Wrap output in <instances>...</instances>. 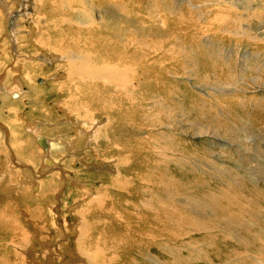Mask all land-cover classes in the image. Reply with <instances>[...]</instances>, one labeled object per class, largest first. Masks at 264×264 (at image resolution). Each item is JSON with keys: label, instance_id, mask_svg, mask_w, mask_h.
I'll return each instance as SVG.
<instances>
[{"label": "rangeland", "instance_id": "rangeland-1", "mask_svg": "<svg viewBox=\"0 0 264 264\" xmlns=\"http://www.w3.org/2000/svg\"><path fill=\"white\" fill-rule=\"evenodd\" d=\"M126 1L125 4L123 0V5L121 4L118 9H115V6H108L101 10L96 4L97 9L94 11L106 22L108 20L111 23L108 30L110 38L116 34L115 39H110L102 33L103 42L116 50L117 55L114 59L118 63L131 65L133 68L129 69L131 74H134L141 84L130 87L129 94L119 88L115 95L114 88H111L109 94L110 96L113 94V103L116 105L114 121H106V116L96 114L95 121H88L86 124L90 129L87 136H82L84 134L79 133L81 130H77L74 125L58 121L60 118L53 120L45 114L36 112L39 118L28 119L31 115L27 116L25 110L35 108L33 101L21 111L17 110V107L24 104L22 98L14 100L9 92L3 95L4 102L0 106V166H3L0 167V212H10L11 216L13 214L15 216L16 212L25 213L26 216L21 214L19 220L25 227L27 225L26 228L32 236H28L25 246L22 242H18L17 246L29 254L31 252L32 255L26 260L18 256L20 253H10L17 250H14L10 243L6 244L5 236L11 235L6 233L5 236L0 234V256L6 257V264L69 263L66 260L62 261L63 257L58 253L55 243L62 237V232L58 228L55 230L53 226L50 232L45 226L48 224H45L43 219L53 222L56 219L62 225L65 224L64 221L76 223L71 224L69 228L67 225L68 229L64 228L69 239L61 245L65 253H73L74 249L79 248L75 244L77 231L86 230L82 223L79 224L85 221L82 220L84 217L90 219V223L98 230L92 236V239L96 240L93 247H101L104 250L102 259L99 257L97 262L111 259V255L115 257L114 248L118 244L116 243L113 248L112 242H114L113 234L116 232L106 229L102 231L104 222L100 217L103 214L100 217L94 216L92 211L95 205L102 203L103 198L92 196L95 197L92 202L85 199L91 198L89 195L92 190H98L100 195H102L101 190H108V202L110 197L116 194L117 190L113 185L116 180L114 173L98 167L96 163V160L103 161L106 157L113 156L118 165H121L119 163L121 161L133 160L134 171L128 170L127 165L123 164L120 169L122 173L131 175L139 171L140 166L145 168L151 185L140 190L146 191L143 195L144 201L150 203L145 207L147 211L143 207L131 211L135 216V227H139L145 219L148 221L147 244L129 248V258L127 257L129 260L126 259V264H264V57H262L264 42L260 41L255 45L254 40L244 41V38H239L244 41L243 49V44L241 45L243 42L221 33L222 27L234 29L237 18L226 19V22L231 20L225 24L226 26L221 24L225 21L210 25L209 21L214 19V14L206 13L209 7L205 12L200 13L198 10L187 12L185 6L182 7L181 4L175 7L170 0ZM162 3L163 6H160ZM14 11L16 17L13 21L16 25L19 18L17 11L23 10ZM48 11L51 10H43L47 14ZM53 13L54 11L48 15L52 16ZM162 20H165V23H162ZM35 22L36 20L31 25L24 23V28H36L38 32L45 28L43 22L40 25ZM13 27L10 31L5 28L3 33L2 28L0 29V63H2L0 72L4 69L8 71L9 65L14 63L11 58L5 64L8 51L3 39L4 36L10 35L7 32H14L15 27ZM66 27L70 28V26ZM37 34L34 35V39H37ZM100 34L101 32H97L96 36ZM51 36L57 38L56 42H59V39H68L63 34H51ZM49 39L45 36L42 42L45 48L51 51L53 40L51 42ZM79 39L83 47L88 46L92 50L97 47L95 39L82 36ZM6 40L11 43L9 39ZM113 41L116 42V46ZM19 42L21 49L29 48L36 55L42 52L39 48L33 47L37 43L30 36L29 38L27 35L20 36ZM66 43L69 44L68 40ZM7 44L9 45L8 42ZM10 46L12 47V43ZM210 47L214 51L209 50ZM228 49L230 50L227 51ZM41 73V70H35V74L32 72L29 75L34 76L35 79L37 76L49 74ZM6 80L9 90L14 82L12 83L8 73ZM26 85L24 81V86ZM73 89L74 87H71V90ZM26 90L27 88H22L21 91L26 95H33V100H36L37 96L32 92L25 93ZM52 98L53 95L48 98L47 103ZM11 106H16V109ZM72 106L75 112L79 113L73 117L81 125L86 114L83 111L78 112L73 104ZM51 108H55V105ZM3 113L8 114V117H3L1 115ZM63 118L70 119L69 115H63ZM38 120L44 122L42 128L44 130L39 133L33 131ZM100 124H106L108 133L114 138L113 142L115 141L116 146L110 152H107L109 144L103 142L101 136L92 137L95 129L101 130ZM119 124L121 126L117 127ZM13 131L18 132L20 138L24 140L21 146L17 144ZM38 134L47 138L58 137L57 149L54 150L55 157L52 155V149L49 154L51 162L56 164L55 160L58 159L59 164L56 165L76 172L75 176L78 178L69 175L67 182H61L57 172L48 173L43 169L42 156L45 154L39 151ZM127 139L130 141L125 144L124 141ZM29 140L34 143L32 148L28 143ZM70 141L75 142L76 146L69 147ZM104 148L101 157L97 156ZM114 149L117 151L113 155ZM76 151L81 153L76 154ZM131 152L134 153L133 156ZM112 164L115 165L113 162ZM35 175L41 179L40 182L33 180ZM119 180L120 183L123 182V179ZM163 180L169 182L164 192L167 190L170 201L178 206L175 209L182 211L181 215L187 217L184 216L185 223L182 224L181 229L203 222L200 219L202 215L206 217L212 212L217 221L220 220L216 223L221 227L227 220L236 221L238 232L228 231L225 227H216L214 222H210V231L195 229L188 235L182 233L183 236H179L178 239L160 234L163 227H167L170 234L179 232L173 219L167 221L162 214L165 204L168 211L171 210L170 202L162 191ZM40 183L46 184L42 186ZM173 186H176L178 193L174 191ZM16 192L20 193L21 198H25L29 193L25 204L19 202L20 198H15ZM64 192L71 193L72 198L68 200L67 193L64 199L59 197ZM39 194L48 196L50 205L55 203L62 215L54 217L53 214L43 211L44 206L39 201L37 205L30 201ZM77 199L79 203L74 205L78 202ZM133 199L135 204L141 206L140 199ZM110 205L112 208L108 207V209L113 212L115 206L112 202ZM34 207H41L40 210L43 212L40 218H37V212L32 214ZM30 220L33 222L39 220L42 226L36 224L38 228H35L36 225L28 223ZM108 220L114 221L111 213ZM1 221L3 220H0V223ZM37 229L39 231H36ZM9 232L13 233L12 230ZM100 232H106V236L113 234L112 237L105 238ZM139 233L134 234L137 241L139 235L144 234L141 231ZM86 234V239L85 236L83 238L85 243L89 239V234ZM119 235L122 237V234ZM69 242L71 246L68 245ZM87 245H84L85 250L88 249ZM44 252L49 255H43ZM96 256L98 257L96 254H91L89 260Z\"/></svg>", "mask_w": 264, "mask_h": 264}, {"label": "bare ground", "instance_id": "bare-ground-1", "mask_svg": "<svg viewBox=\"0 0 264 264\" xmlns=\"http://www.w3.org/2000/svg\"><path fill=\"white\" fill-rule=\"evenodd\" d=\"M170 1H172L170 3L174 4L175 7L179 4H181L182 7L185 6L184 9L187 12L198 10L200 13H202L203 11L205 12V9H207V7H209L210 10L207 9L206 13L211 12L214 14L213 16L214 19L212 21H209L210 25H214V23L218 21H222V22L225 21L224 23H221V22L220 23L222 24V26H226L225 24L227 22H231V20L226 22V19H229V18L231 19L232 17L237 18L235 19L237 23L234 29H230L227 27L226 29H223L222 27L221 33L228 34L229 36L235 37L239 41L243 42L241 43V45L243 44V49L245 46L244 41L254 40V42L256 43L255 45H257V43L260 41L264 42V0H175V1L170 0ZM124 2L126 4L127 1L124 0ZM201 2H203L202 5H201ZM122 3H123V0H0V29L2 28V33L3 31H5V28L7 27L6 24L9 23L10 19H12L9 17L11 15L14 16V12H15L14 10L16 11L18 9L23 10L22 12L17 11V16L19 18L17 20L18 23L15 25L16 28H14V32H7V33H10V35L8 34L4 36L3 38L5 39L6 48L8 51L7 60L5 61V64H7L8 60L11 58L14 60V63L10 64L8 67V71L5 72V73L10 74V79L12 80V83L14 82L12 88L8 90L12 98L16 100L20 97L22 98V101L24 102V104H27V105L29 104L31 105V101H33L34 103L33 107H35L33 109L41 110V112L38 114H41V115L45 114L47 115V117H50L49 119H53V120L60 118L58 121L70 124L72 126L74 125L77 128V130H81L79 133L84 134L82 136H87L86 134L89 128L86 127V124L88 121L90 122L95 121L94 117L96 116V114H103L104 116H106L107 117L106 121H114L116 119L115 118L116 116L115 106L116 105L115 103H113V99H112L113 94H111L112 96H110L109 94V91H112L111 88H114L115 95H117V91L119 90V88L123 89L126 94H129L130 87L132 88L133 85L140 86L141 84L139 83L138 78L134 74H131L129 70V69H133L131 65L118 63L114 59V56L117 55L115 54L117 53L115 52L116 50H114L113 47H108L107 44L103 42L102 33H104L105 35H107V37L110 38V34H109L110 31L108 33V30H109V24L111 23L108 20L106 22L101 15L99 16V14H95L94 11L97 9V5L101 10L108 6L109 7L115 6L116 7L115 9H118ZM157 4H160V3H157ZM77 5L79 6L76 7ZM160 6H163V3ZM24 9L26 10V12H24ZM45 9L51 10V11H48V14L54 11L53 15L50 16L46 12H43V10ZM161 18H163V16H161ZM35 20H36L35 22L36 24L40 25L44 23L45 28L43 30H39V32L36 28L32 29L31 27L32 30L30 28L29 29L24 28V23L27 22L26 25H31ZM161 22L165 23V20H162ZM19 26H22V27H19ZM66 26H70V28H67ZM165 26L166 24L164 25V27ZM176 29H177V26H176ZM8 30L10 31L11 29L8 28ZM97 32H101V34L98 37L96 36ZM35 34H37V39H34ZM51 34H55V35L63 34L64 36L68 37V39H65V38L59 39L58 40L59 42H56L57 38L55 39V37H52ZM76 34H78L79 36ZM26 35H27V38H29L30 36V38H32L33 41L37 43L33 45V47L39 48L42 51L41 54L36 55L32 53L31 50H29V48L21 49V47L19 46L20 36L25 37ZM45 36H47L48 39L50 38L49 40L51 42L53 40V44L51 45L52 46L51 51L50 50L48 51V48H45V44L42 42ZM80 36L85 37L87 39H95L97 42V47H95L94 50L88 48V46L83 47L79 43ZM115 36L116 34L114 36L112 35V38L110 39H115ZM239 38H244V41H242ZM6 39H9L11 41L12 47L10 46L11 43ZM67 40L69 44L66 43ZM7 42L9 43V45L7 44ZM113 44L114 46H116V42L113 41ZM205 46H207V44ZM209 50L214 51V49L213 48L211 49V47ZM229 50L230 49H228L227 51ZM241 52H243V50ZM34 58L36 61H34ZM255 59H253V61ZM244 62L247 64L246 60ZM256 63H257V60H256ZM243 64L244 63L242 62V65ZM248 68L249 66L247 67V69ZM63 69L66 72L62 71ZM35 70H42L43 73L47 72L49 74L47 76H42V77L39 76L36 80H34L33 76H29V74L32 72H34L35 74ZM224 71L222 72L223 74H224ZM244 74L245 72L242 75L244 76ZM226 75H227V72H226ZM24 81L25 82L27 81L26 87L24 86ZM71 87H74V89L71 90ZM22 88H27V90L24 91L25 93L30 92L29 94H31L32 92L34 96L36 95L37 96L36 100L35 99L33 100V95L24 94L21 91ZM51 95H53V98L52 100H50L49 103H47L48 98ZM75 102H77V104H75ZM72 104L74 105L75 108L78 109V112L83 111L86 114V116L83 118L85 119L83 120L84 124L82 123L80 125V122L77 121V119L73 117V115L77 116V114L79 113L75 112L76 110L73 109ZM51 105L52 106L55 105V108H51ZM63 115H69L70 119L63 118ZM43 126H44V122L42 120H38L35 124V128H33V131L36 130L39 133L40 131L44 130L42 129ZM66 126H69V125H66ZM120 126L121 125L119 124L117 127H120ZM100 128L101 130L93 129L94 133L92 137L101 136L103 138V142L105 141V143L109 144L107 152H110L112 148L116 146L114 145L115 141L113 142L114 138L108 133V127L106 124L105 125L100 124ZM13 133H14V138L17 141V144L21 146L24 140L20 138L18 132L13 131ZM41 138H43V143L41 142ZM58 141H59L58 137L47 138V137H44L43 135L38 134L39 151H42V154H45L42 156V162L44 164L43 169H45L46 172L48 173L57 172L59 180L61 182H67V179L70 178L69 175H73L74 177H76L75 175L77 173L73 171H68L64 166L56 165V164H59L58 159L55 160L56 164L52 163L51 157L49 155L51 154V151L53 150L52 155L55 157L54 150L56 151L57 149L56 145L58 144ZM129 141L130 139H127L124 141V143L128 144ZM28 143L30 144V148H32L33 146L32 141L29 140ZM68 144H69V147L71 148L76 146V143L73 141H70ZM117 146L119 147V145ZM103 151H105V148L102 151H100L97 156L101 157V154L103 153ZM116 151L117 149L113 150V155L115 154ZM79 153H81V151L80 152L76 151V154H79ZM130 154H132V156L134 155V153L132 152ZM111 157L113 156L106 157L103 161L96 160V163L98 167H102L104 168V170L109 171V172L112 171L114 173L116 180H114L115 182L113 185L117 190L116 194L110 197V201L108 202L107 201V197L109 195L108 190H101L102 195H100V192L98 190H92L89 195L91 196V198L86 197L85 199L86 201L92 202L93 198H95L92 196H99L103 198L102 203L95 205L92 208V211L94 213V216L97 215L100 217L103 214L100 217L101 218L100 220L104 222L102 231L103 229H106L107 231L112 230L116 232L114 234L111 233L110 236H106L105 234L106 232H100L101 235H104L105 238L112 237L111 236L112 234L114 235V242H112L113 248L116 243L118 244L114 248L115 257L111 255V259H106V260L103 259L97 262L99 257L100 259H102V254L104 250L101 247H96V248L93 247V245L96 244V240L95 238L92 239V236L95 235L98 230L90 223L91 222L90 219L87 220L86 218L83 217L82 220H85V221L79 223V224L82 223L84 227L86 228V230L77 231V234L75 236V244L79 248L74 249L73 253H65L64 248L61 245L64 243L65 240L69 239L68 235L66 234L65 229H68L71 224H76V223L74 222L69 223L68 221H64L65 224L62 225L58 221H56V219H54V222L46 221L45 219H43L45 221V224L46 223L48 224V225H45V224L43 225L47 226L49 229L53 226L55 230L58 228L60 232H62V237L57 239V242H55L57 243L58 253L61 254V257H63L62 261L66 260L70 264H126V259L127 261L129 260L128 259L129 258L128 257L129 248L131 249L132 247L136 245L147 244L146 240H147L149 231L148 232L146 231V226L148 225V221L147 219H145L141 222V225L139 227H135V216L131 211H133V209L135 208L138 209V207H143L146 210L145 207H147L150 204L148 203V201H144L145 197H143V195L146 193V191L144 190L140 191L141 188H145L146 186H151L149 182L150 180L149 178H147L148 174L145 172V168H142V166L139 167V171H137L136 173H132L131 175H129L128 173H122L120 169L123 164L127 165L128 170L134 171L133 160L123 161V162L121 161L119 162L121 163V165H118V163L115 160L116 158L114 157L111 158ZM107 158H111V159L107 160ZM112 162L115 165H113ZM78 163L80 164L81 162L78 160ZM0 167H3V166H0ZM123 171H127V169H123ZM37 177L38 176L35 175L34 176L35 179L33 180L40 182L41 179H38L39 177L38 178ZM55 177L57 179V176ZM119 179H123V182L120 183L121 181ZM45 184L46 183H40V185L42 186H44ZM161 185H162V191L163 193L166 194L168 198L167 200H169L170 202L169 204L171 208V210L169 208L170 211H168L167 205L164 203L166 207H165V210L162 208V211H163L162 214L164 216V219L167 221L173 219V222L178 228L179 232L170 234L169 231L167 230V227H163L160 230L161 232L160 234L166 235V236L167 235L174 236L176 239H178L179 236H183L182 233L184 235H188L195 229H198V230L206 229L210 231L209 230V226H211V224H209L210 222H214L216 227H219V228L225 227L226 230L228 231L235 232V233L238 232L236 230L237 229V225L235 223L236 221L227 220V222L226 221L223 222L222 227H221L219 223H216V222H219L220 220L217 221L216 216L212 212L206 215V217L211 218V219H208V218L205 219L206 218L205 215H202L200 219H202L203 222L200 221V223H196L190 226L188 225V227H186L185 229H181L182 224L185 223V219H184L185 215H181L182 211L175 209L178 206L173 204L170 201L167 190L164 192V189L168 187L169 182L167 180H163L161 181ZM101 186L105 188L107 187L104 184H101ZM92 189H96V187H92ZM173 189L175 192L178 193V189L176 188V186H173ZM66 193L68 196V200H70L72 196H71V193H68V192H64V194L60 195L59 197L64 199V197H67ZM241 193L243 194L244 192H241ZM19 194H20L19 192H16L14 194L15 198H18V199L20 198L19 202L21 204H25L26 203L25 201L28 198L29 193L27 194L25 198H21ZM133 198L140 199L139 203L141 204V206L135 204L133 202L134 200ZM30 201L36 205L38 204L37 201H39V203L42 206H44L43 211L47 212L48 214H53L54 217H59L62 215L59 208H57V205L55 203L50 205L51 201L49 200L48 196L39 194L35 198H31ZM76 201L78 202H75L74 205H77L79 203V199H77ZM111 202L115 206L113 209L114 213L112 212L111 209L110 210L108 209V207L112 208V206L110 205ZM119 202H121V204H118ZM40 208L34 207L33 208L34 210L31 211L32 214L37 212V218H40L41 216L40 214L43 212L40 210ZM110 213L114 221L108 220V216ZM21 214L25 215L24 212ZM21 214H18L16 212L15 216L14 214L11 216L10 212H5V211L0 212V220H3L0 223V234L2 236H5L6 233L11 234L10 237L5 236L6 244L10 243L13 249L17 251L10 252V253H13V254L20 253L18 256L23 257V259L29 260L30 257L28 258V256L32 255V253L30 252L29 254V252L24 251L20 247L17 246L18 242H22V244L25 246V243L27 244L28 236L29 237L32 236L29 233V230H27L28 228L27 225H26L27 227L26 228L23 225V223L19 220V217ZM95 220H98V219H95ZM28 223H32V225L38 224L42 226L39 220L35 222L30 220ZM67 225H68V228H67ZM35 228H38V226L36 225ZM51 229H50V232L52 231ZM9 230H12L13 233L9 232ZM33 230L34 229L32 228V231ZM36 231H39V229H37ZM139 231H141L144 234L139 235V240L137 241L134 237V234L136 232L139 233ZM86 233L89 234V239L87 240L88 245H87V242L85 243L83 240L84 236L86 239V235H87ZM119 234H122V237ZM241 239L243 238L241 237ZM85 244L88 246V249L86 248V250L84 249ZM106 244L108 245L107 242ZM68 245L71 246L70 242ZM59 247H61V249H59ZM119 248H121L120 251H119ZM91 254H96L98 255V257L96 256L92 258L91 260H89L91 257ZM43 255H49V254L44 252ZM5 259L6 257L4 258V256L2 257L0 256V264H6L7 261H5ZM69 263H64V264H69Z\"/></svg>", "mask_w": 264, "mask_h": 264}, {"label": "crops", "instance_id": "crops-1", "mask_svg": "<svg viewBox=\"0 0 264 264\" xmlns=\"http://www.w3.org/2000/svg\"><path fill=\"white\" fill-rule=\"evenodd\" d=\"M16 17V16H15ZM15 17L13 16L12 17V19H10L9 20V23L8 24H6V29L7 28H10L11 29V27L12 26H14L15 27V25H14V21H13V19H15ZM11 23V24H10ZM13 24V25H12ZM10 25H11V27H10ZM19 25V24H18ZM13 27V28H14ZM20 27V26H19ZM16 28V27H15ZM42 71V70H41ZM6 72V70L4 69L3 71H1L0 72V106L2 105V103L4 102L3 101V95L4 94H6L7 92H8V87H7V80H6V75H7V73H5ZM42 73H43V71H42ZM30 76V75H29ZM39 76H37L35 79H34V76H33V79L34 80H36L37 78H38ZM40 79V78H39ZM27 80V79H26ZM27 82V81H26ZM6 90V91H5ZM24 105V106H23ZM30 105V104H29ZM29 105H27V104H20V105H18V107H17V110H23V108L24 107H27V106H29ZM22 106V108H20ZM52 106V105H51ZM53 107V106H52ZM11 108H15L16 109V106H11ZM28 109L26 108V115L28 116L29 114L31 115V116H29L28 117V119H30V120H32V119H37V118H39V116H38V114H36V112L37 113H40L41 112V110H34V109H31V110H28ZM3 117H8V114H6V113H3V114H1ZM7 115V116H6ZM34 116V117H33ZM34 144V143H33ZM35 146V145H34Z\"/></svg>", "mask_w": 264, "mask_h": 264}, {"label": "water", "instance_id": "water-1", "mask_svg": "<svg viewBox=\"0 0 264 264\" xmlns=\"http://www.w3.org/2000/svg\"><path fill=\"white\" fill-rule=\"evenodd\" d=\"M41 142L43 143V138H41Z\"/></svg>", "mask_w": 264, "mask_h": 264}]
</instances>
